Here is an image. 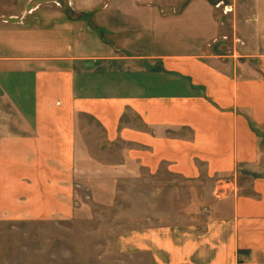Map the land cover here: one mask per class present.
<instances>
[{
    "label": "crops",
    "instance_id": "0c3cea01",
    "mask_svg": "<svg viewBox=\"0 0 264 264\" xmlns=\"http://www.w3.org/2000/svg\"><path fill=\"white\" fill-rule=\"evenodd\" d=\"M165 1L111 5L75 0L74 11L95 13L102 35L95 54H0V218H22L26 196L31 204L54 202L57 159L71 165L77 115L85 114L111 140L131 144V156L151 169L166 165L182 173L189 168L199 172L201 162L211 176L242 174L246 185L231 198L230 222H216L214 234H231L233 250L248 251L242 264H264V0L250 6L224 2L223 13L233 16L234 27L247 33L254 26L256 41L243 34L234 54L209 56L197 48L185 52L184 35L188 29L202 31L188 34L193 45L200 38L214 39L221 28L217 7L222 2ZM129 9L139 13L132 17L136 24L153 18L162 37L175 28L179 46L129 49L132 41L119 40L124 33L119 24H132ZM225 58L241 59L239 66L257 60V67L250 77H238L209 61ZM180 131H189L190 137L178 135Z\"/></svg>",
    "mask_w": 264,
    "mask_h": 264
},
{
    "label": "rangeland",
    "instance_id": "374dc122",
    "mask_svg": "<svg viewBox=\"0 0 264 264\" xmlns=\"http://www.w3.org/2000/svg\"><path fill=\"white\" fill-rule=\"evenodd\" d=\"M128 1L133 0H97L111 5ZM217 1L222 2L220 8L215 6L221 16L218 34L210 42L200 38L193 45L188 34L202 31L188 29L185 52L197 48L206 56L232 55L241 46L240 35L256 41L254 26L247 33L236 29L233 16L223 13L224 2L233 0ZM237 2L250 6L254 0ZM73 3L0 0V46L6 48L0 54L5 50L41 57L49 52L57 57L95 54L102 37L95 13L81 15L73 10ZM127 14L132 24H119L124 32L119 40L132 41L126 43L129 49L147 52L179 46L174 43L175 28L165 38L153 18L140 25L132 21L139 15L137 10L129 9ZM209 61L238 77H250L251 68L257 67L253 59L245 61L247 66H239L242 60L234 58ZM76 127L71 165L57 159L54 202L29 204L26 196L22 218L13 214L0 218V264H242L249 259L247 250H233L231 234L223 230L220 236L214 234L215 223L231 216V198L246 185L242 174L211 176L201 162L199 172L189 168V173H182L166 165L151 169L131 156V144L111 140L93 117L78 114ZM178 135L190 137V132Z\"/></svg>",
    "mask_w": 264,
    "mask_h": 264
}]
</instances>
